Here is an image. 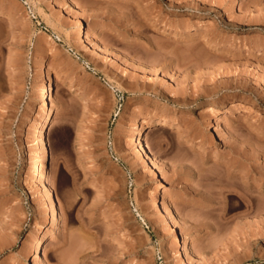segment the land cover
<instances>
[{"label":"rangeland","instance_id":"obj_1","mask_svg":"<svg viewBox=\"0 0 264 264\" xmlns=\"http://www.w3.org/2000/svg\"><path fill=\"white\" fill-rule=\"evenodd\" d=\"M0 264H264V0H0Z\"/></svg>","mask_w":264,"mask_h":264},{"label":"bare ground","instance_id":"obj_2","mask_svg":"<svg viewBox=\"0 0 264 264\" xmlns=\"http://www.w3.org/2000/svg\"><path fill=\"white\" fill-rule=\"evenodd\" d=\"M80 33H84L83 29L81 28ZM47 91H50V94H47L43 104L42 108L43 110L41 113H39L38 117L34 120L32 123L33 129L36 130V135H35V143L38 146V157L41 161L38 171L36 172L37 176H40L41 179L44 181L45 184V189L47 191V207H48V223L51 225V227L54 230H58L60 228V221H59V211L57 210L56 207V202H55V191L53 187L50 185L49 180H48V173H47V167H46V159H47V154H48V148H47V129L44 127L47 118L52 117L53 121L55 120V112H56V107L51 105V100H52V94H54L55 87L54 84L50 82L49 88ZM221 108H217L216 112L220 113ZM172 118L165 116L159 119L156 123V127L154 129H162L165 127L167 124L172 123ZM148 122L147 119H144L143 123L140 125H137L133 131V129L130 127L129 130H127L126 137L131 138L133 136L136 137V140H138L135 143V146L137 149L142 152L145 156H150V153L148 151V147L145 145V140H144V129L146 128V123ZM81 151L84 153L83 155V160L84 162H93L94 158L92 155L87 153V147L85 145H81ZM153 160V159H152ZM154 161V160H153ZM156 161L154 162V164ZM153 164V166H154ZM156 166V164H155ZM154 166V167H155ZM157 170V169H156ZM155 170V171H156ZM97 188H100V184L97 182L96 183ZM164 191V185L162 179H160L158 186L152 191V196L151 200L154 202H158V199L162 195V192ZM158 211H161V208L158 209ZM177 229L174 228L172 231V234H177ZM42 244H43V237L38 238L33 242V247H32V253L36 254L37 257L42 256Z\"/></svg>","mask_w":264,"mask_h":264}]
</instances>
